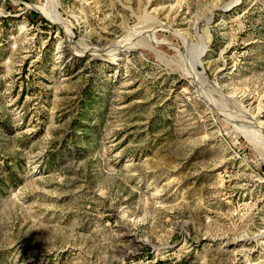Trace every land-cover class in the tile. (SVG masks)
Masks as SVG:
<instances>
[{
    "label": "rangeland",
    "instance_id": "374dc122",
    "mask_svg": "<svg viewBox=\"0 0 264 264\" xmlns=\"http://www.w3.org/2000/svg\"><path fill=\"white\" fill-rule=\"evenodd\" d=\"M0 34V264H264V0H0Z\"/></svg>",
    "mask_w": 264,
    "mask_h": 264
},
{
    "label": "built area",
    "instance_id": "2783aa9c",
    "mask_svg": "<svg viewBox=\"0 0 264 264\" xmlns=\"http://www.w3.org/2000/svg\"><path fill=\"white\" fill-rule=\"evenodd\" d=\"M3 21H4V19L1 20V24L3 23ZM22 23H24L25 25H28V26L31 25V26H30L31 29L34 27V23H32L31 21H24V20H23ZM1 30H2V31H5L4 26L1 27ZM10 30H11V29H10ZM11 31H12V30H11ZM5 36H6L7 38L9 37L10 40H12V39L14 38L13 36H8V35H4V34L1 35V34H0V51L3 50V46H4V45H6V44L9 43V40H8V39L6 40V39H5V38H6ZM16 47H17V45H15V48H16ZM6 60H7V59H6ZM6 60H5V61H6ZM252 201H253V198L250 197L249 200H244V203H245V204H246L247 202H248V203H251Z\"/></svg>",
    "mask_w": 264,
    "mask_h": 264
},
{
    "label": "trees",
    "instance_id": "16d2710c",
    "mask_svg": "<svg viewBox=\"0 0 264 264\" xmlns=\"http://www.w3.org/2000/svg\"><path fill=\"white\" fill-rule=\"evenodd\" d=\"M8 24H9V23H6L5 26H7ZM85 100H86V105L92 103L93 98H92V96L89 95V92L87 93V95H86V99H85ZM85 107H86V106H85ZM86 115H87L86 113L83 114V116H86Z\"/></svg>",
    "mask_w": 264,
    "mask_h": 264
}]
</instances>
